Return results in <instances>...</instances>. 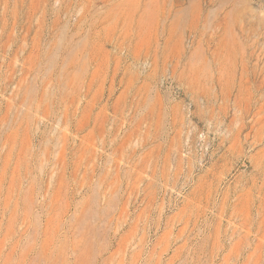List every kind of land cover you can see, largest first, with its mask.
Instances as JSON below:
<instances>
[{
  "label": "rangeland",
  "instance_id": "obj_1",
  "mask_svg": "<svg viewBox=\"0 0 264 264\" xmlns=\"http://www.w3.org/2000/svg\"><path fill=\"white\" fill-rule=\"evenodd\" d=\"M0 264H264V0H0Z\"/></svg>",
  "mask_w": 264,
  "mask_h": 264
}]
</instances>
